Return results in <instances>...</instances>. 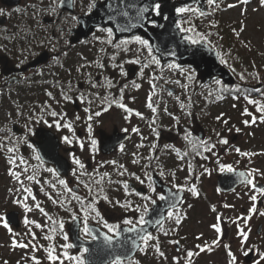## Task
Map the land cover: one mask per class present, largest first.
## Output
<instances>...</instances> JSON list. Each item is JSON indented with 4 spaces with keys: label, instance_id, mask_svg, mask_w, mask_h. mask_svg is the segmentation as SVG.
<instances>
[{
    "label": "rangeland",
    "instance_id": "rangeland-1",
    "mask_svg": "<svg viewBox=\"0 0 264 264\" xmlns=\"http://www.w3.org/2000/svg\"><path fill=\"white\" fill-rule=\"evenodd\" d=\"M50 3L51 1L42 2V4H46L48 7ZM227 3L228 5L237 4V0H227ZM86 7H88V5ZM217 10H214L208 5V16L190 17L192 24L195 25L198 32L210 34L215 32V29L211 26V19L212 16H216ZM220 14L225 26L227 25L232 27L233 30L239 32L238 40L245 45L246 49H244V51L247 50L245 51L246 53L251 51L250 53H252L256 62H264V5H261L260 0H250L247 5H238L233 8L227 7V9L221 11ZM184 26L187 27L188 25ZM240 29H243V31H240ZM97 37H99V39H97ZM208 37L210 39L211 35ZM106 39L107 34L98 31L91 39V42L102 43V41ZM131 47L134 48L136 45H132ZM106 48H109L108 58L110 59L112 55L116 54V49H114L111 45ZM82 49L83 47H78L76 51L84 52ZM145 55H147L146 52ZM133 56V52H120L118 54V59L121 60L122 65H127L129 67L133 63H125V61L130 60ZM230 58L232 59L233 57ZM253 66L256 69L260 68L255 65ZM257 71L260 78H263L264 71L262 69H258ZM160 74V68L157 66L145 69H141V67H139L138 70H136L134 77L128 78L129 97L125 96V103L127 106H130L141 113L143 118L136 115H124L119 110H113L112 113H108L106 119H104L105 115H103L100 121L97 120V117H94L90 122L92 123L94 129L101 125L104 130L110 132L113 128L108 127L109 121L114 123L117 127L128 126L138 128L140 130L139 133H135V139L128 142L126 145L129 149L124 157L126 159H130L132 157L137 158L140 153L145 154V151L148 152L150 147L153 145L154 140H157L158 138L156 132L161 130L160 128H157V126L164 127L166 129L164 131V135L168 134V137L171 140L169 145L172 147L166 148V150L163 148V156L156 160V163L162 160L161 163L164 165L156 166L160 169H170L172 167L171 165H179H176L177 160L175 157L177 155H175L176 151L174 149H182L186 147L184 142L174 137V134L180 133V126L186 124V112H191L195 103L208 98L209 92L217 89L218 85L214 82L211 85H206V87L198 88L195 83V79L193 82H189L183 76H180L177 70L169 71L166 67L163 71L164 79L159 78ZM154 76L156 79L153 81ZM165 80L169 82L165 83ZM176 80H180L181 83L176 84ZM150 81L156 84V88L154 90L155 94H153ZM133 82L139 84L140 87L138 89L135 88L133 86ZM58 84L59 83L47 84L38 80L36 83L28 86V93H0V136L9 144V147L15 146L18 148V151L15 153H9L8 151L2 154L0 153V216L4 218V215L7 212L11 210L18 211L20 213L19 217L21 226L18 229L12 226L9 227H11L14 232L21 234L17 237L18 242H32L35 243L39 249L35 251L31 247L13 249L11 247V234L3 227L4 219H2L0 220V264H33L32 260L29 259L33 256L37 257L41 261V264H59L60 260H63V263L73 264L74 260L65 258L63 256L64 252H67L70 257L79 256L81 259H84L85 253L83 250L76 251L73 250V248L64 249L61 247L63 244L71 243L69 228L74 220L71 216L63 212V208L53 204L48 199V196L45 195V193H48L55 198V195H53L52 192L55 193L56 191L51 187V184L54 183L52 182L53 176L50 175L51 173L45 172V168H43L41 163L35 159L36 154L31 148L27 147L23 143H16L17 139L21 137H17L12 131V126L14 124H18L24 129H26L25 126L27 125L32 129L31 134L27 133V137H31L33 135L34 129L38 127V123L34 117L39 116L42 110L45 109L44 106L34 107L37 102L34 92L36 89L45 90L48 86H55L58 89L60 88ZM183 84H187L188 87H181ZM164 85L174 88L176 90L175 93L171 92L172 95H169V92L164 90ZM211 86L213 87L211 88ZM70 91H72V89ZM67 96L70 97V93ZM98 101L100 102L99 99ZM150 101L153 103V107L157 109L156 113H153L147 106ZM181 104L184 105L183 108L181 107ZM98 106L103 107L101 104ZM67 108L68 113L72 116V121L74 122L72 125L76 124V130H80L82 133H85V129L84 126L81 125V121L86 120L88 113H86L83 109L80 112H76L72 105L67 106ZM165 108L168 112L167 115ZM245 109H247L252 116L257 117L254 124L250 123L249 125H245L243 123L244 120H252V116L243 114ZM221 112H224L225 116L229 117V123H231V127L226 133L228 144L223 145L219 149L218 154H212L209 159L204 162L205 164L191 161V163L188 162L187 165H181L178 168V175L186 176L187 172H189L188 165L191 164L195 170L193 178L194 186L198 191V196L195 197L190 192L185 191V201L178 209L181 214V218H184V224L178 229V235L175 236L171 233V227L174 221L167 219L164 229L168 231V235H163L160 230L158 235L155 236L158 237L161 251L165 253L164 257H161L154 250L156 241H152L147 249L141 250L133 264H229V257L227 255L228 248H226L225 245L230 246V250L237 255L238 264H246L244 261V255L239 252V249L242 247L249 251L253 246H256L258 252H264V229L260 235L257 234L260 224H264V215H259L258 212H250V209L253 206L257 209L258 202L262 196H260L259 193L252 192L250 188H242L228 194H223L216 186L217 176L220 173L218 172L220 165H231L233 169L240 168L247 171H250L251 169H258L261 173H264V135H261L260 133L261 129L264 127H261V124L258 123L261 122L259 119L260 115L256 112L255 106L252 104L238 103L232 107L222 109ZM77 116L80 117L79 120L76 119ZM125 116H128V120H124ZM173 117L176 119H173ZM44 120L48 121L55 127L53 124L54 122L51 119L44 118ZM153 120L156 121L155 124L152 123ZM77 121L79 123H77ZM152 128H155L156 132H153ZM237 129H239V131H237ZM55 130L57 131L56 133L61 136L62 134L64 135L67 133L74 135V131L72 133L70 131L68 132V129L63 127L60 129L55 127ZM171 132H173V134H171ZM234 134L238 135V139L235 142H231V138ZM141 135H144V138L140 139ZM138 145H143V147H138ZM25 146L27 147L26 151L22 149ZM237 148H239L241 152L255 153V155L250 157L242 156L235 151ZM83 149H80V151L74 154V156L79 157L84 164H86L85 158L88 157L90 162L99 166V162L95 160L94 155H91L90 152H87L85 157ZM12 155H16L17 157L22 156L27 161V165H22L20 168H16L14 170L22 173L21 180L24 181V186L31 188L33 195L36 196L35 202H39L41 206L45 208V210L53 218L52 221L47 220L38 210L34 209L30 213H25L19 205L13 203L14 199H23V196L26 194L22 191H16V189L21 188V185L9 175V169L11 166L8 164V158ZM67 156L72 159L73 154ZM115 160H117V158H115ZM164 160H167V162H163ZM112 161L114 160L109 161V163ZM220 161L222 162L220 163ZM146 163V160L138 162L134 167H132V169L140 170L141 173V171L144 170ZM25 166L29 169L27 173H23L22 171ZM103 167L104 166L101 165L95 168L94 171H100ZM204 168H207L209 172L201 175ZM32 174L36 175V179L40 181L39 184L35 183V181H28L26 179L27 175ZM197 177L199 178L197 179ZM261 178L264 182V177L261 176ZM45 181L48 183H45ZM111 181V195L116 197V200L120 201L121 195L129 196L132 200H136L134 195L129 190L126 191L121 188V185L126 180L120 181L121 183H114L117 179L116 177H113L111 178ZM186 184L187 186H190L188 182L182 186ZM41 188L44 189L43 192L41 191ZM10 189L12 191H9ZM251 195H257V200L255 202L250 200ZM58 199L62 198L58 197ZM35 202L29 199V206L34 207ZM226 204L230 207H224ZM104 206L106 208L110 207L106 203H104ZM213 206L216 209L215 211L211 210ZM107 210L108 215L116 214V217L120 219L121 217L119 215L123 216V212H126L122 208L119 209L118 206ZM262 212H264V210ZM26 216L29 219L39 222L43 226V230L31 226L32 230L36 233L37 239L35 241H31L30 236L24 235L27 228L23 224V219ZM246 217H251L247 220V223L244 222V218ZM59 221L64 222L63 232H61L59 227L57 228L58 223L56 222ZM214 224H218L220 226V233H217L215 229L211 227ZM241 228L245 231H249L250 229L249 238L246 242H244V244L241 243L242 238L239 235V229ZM52 229L56 230L52 231ZM45 235H51L53 239H43L42 237ZM64 235L68 236V240L63 239ZM214 240L219 241V243L213 244L212 242ZM171 241H179L182 244L180 251L175 250L174 243H171ZM197 245L204 247L205 250L200 251V249L197 248ZM49 247L55 249L54 254L59 257L57 261H49L47 259L46 249ZM188 251H192L194 253L190 259L187 257ZM258 261L259 256L256 257L253 264H257ZM260 264H264V262H260Z\"/></svg>",
    "mask_w": 264,
    "mask_h": 264
},
{
    "label": "snow or ice",
    "instance_id": "snow-or-ice-1",
    "mask_svg": "<svg viewBox=\"0 0 264 264\" xmlns=\"http://www.w3.org/2000/svg\"><path fill=\"white\" fill-rule=\"evenodd\" d=\"M76 0H51V3L49 5L48 11L50 14L55 15L58 11L59 8L62 7H74ZM250 2V0H237V4H229L227 7L228 8H233L236 7L238 5H247ZM97 3H99V0H90V3L88 5V13H91L93 10H95ZM261 5H264V0H260ZM123 5V7H120V5ZM207 4L212 7L214 10L219 9L221 7L220 3L218 2V0H207ZM107 8L110 11V14L108 16L109 20H116L118 18V23H117V30L120 32H128L131 31L132 29H136L139 27H144L145 22L151 23V25L153 27H163V25H158L157 22L154 19H150L151 16H161L163 19H167L166 16L162 15V5L160 2H158V0H141V3L137 4L135 3V0H119L118 4H107ZM17 11H19V9H17ZM175 12L177 14V16L180 17V21L179 23L175 24V28L176 30L182 34L181 36V41L187 43L188 45H201L202 42H210L208 41V36L211 35L210 33H201L198 32L196 30L195 25L192 24V21L190 19L191 16H200L203 17L206 15V13L200 9L199 7H193V6H181V7H176L175 8ZM4 10L0 9V15H3ZM187 14V15H186ZM74 22H76L78 20L77 17L73 16L71 18ZM184 25H188L187 27H185ZM211 26L215 27V24H212ZM60 31L62 32L63 29H60ZM99 32L101 33H106L107 34V39L102 41V43L111 45L114 49H116V54L112 55L110 57L111 61H116L117 60V56L120 52H133L134 56L130 59L125 61V63H133V64H140L141 65V69H145V68H149L152 66H157L160 68V79H164L163 77V71L164 68L166 67L169 71L172 70H177L180 76H183L186 80H188L189 82H193L195 79V73L193 72V70L191 68H185L183 66H181L180 64L177 63H170L167 64L166 66L161 65V60L157 57L156 53L160 52V48L159 46L154 47L152 45V43L150 42V40L142 38L139 35H134L133 37H131L130 39H125V40H121L119 43H116L113 40V29L108 27V28H100L98 29ZM240 31H243V29H240ZM235 34L238 36L239 32H236V30H234ZM97 39H99V37H97ZM132 45H136V47H131ZM247 46V45H246ZM54 50V49H53ZM101 51H103V48L101 49ZM145 52L147 53V55H145ZM169 55L171 56H175L176 53L175 51L169 50ZM58 60V58H55ZM221 63H226V61L221 60ZM99 67L103 68L104 65L102 63L98 64ZM114 67H117L120 69L121 75L122 76H126V73L124 72L123 69V65L122 64H115ZM242 80L244 79V75L241 74L240 77ZM156 79V77H153V81ZM169 81L165 80V83H168ZM89 83L91 84L92 87H97L96 84L91 83V81H89ZM176 84H180V80H176L175 81ZM151 87L153 89V94H155V88H156V84L152 81H150ZM216 85H221V81L216 80L215 81ZM115 85L111 82L108 81V87H114ZM133 86L135 88H139L140 85L136 84L135 82H133ZM127 85H125L124 87H122L120 89V97L117 100L116 98H112L111 100L109 99V96H105V97H99L97 95V99L100 100L101 105H105L107 104V106H103L102 107V111L103 112H107L109 110V108L112 106V104H116V106H118L119 108L123 109L126 113H133L134 110L127 107L124 103H122L121 101L124 98V88H126ZM181 87L183 88H187L188 85L187 84H183L181 85ZM228 89L224 86L221 85L220 88L217 89V92H224L227 91ZM237 91H239V89H237ZM49 96H51V93H48ZM169 95H172L171 92H169ZM209 95H212L211 92H209ZM63 98L65 100H69L70 98L66 95L63 96ZM223 97L220 95H217V99H222ZM247 100L248 104H252L255 106L256 112L260 113L261 115L259 116V119L261 122H264V103H261L260 101L256 100V99H252L249 97H245ZM81 100H83V96L80 97ZM93 101L89 100L88 103L91 104ZM153 113L157 112V109L155 107H153V103L150 101L147 105ZM181 107L183 108L184 105L181 104ZM84 111L86 113L90 112L89 108H85ZM102 111H95L94 113H91L87 116V120L88 121H92L94 117H99L102 114ZM43 112V110H42ZM165 112H167V109L165 108ZM244 115H248V116H252V114L245 109L244 110ZM47 115L51 116L52 118H57V117H62V114L56 112V111H50L47 112ZM136 116H140L142 117V114L139 113L138 111L135 112ZM77 120L80 119L79 116L76 117ZM125 119H128V116H125ZM173 119H176L175 117H173ZM217 120H220L221 117H217ZM257 120V117L252 116V120H244L243 123L245 125H249L250 123H255ZM37 123L39 122H43L45 124L48 123V121L44 120L43 118V114L41 116H39L36 120ZM155 120L152 121L153 124H155ZM225 124L228 123L227 120L223 121ZM51 126V125H49ZM27 129V132L29 134H31L32 129L29 126H25ZM55 127L57 129H60L61 127L68 129V131L72 132L74 131L72 124L71 123H64L61 124L59 121L55 122ZM88 131H89V135L91 136L92 133V126L91 124L88 125ZM132 132L134 133H139V129L138 128H132L131 129ZM153 132H156L155 128H152ZM237 131H239V129H237ZM217 136H219V133H217ZM7 139V138H5ZM185 139H189V134L185 133ZM63 141L66 144L71 145L73 143V140L69 138V136H64L63 137ZM16 143H23L25 145H27L29 148H31L33 150V152H35V149L33 148V146L28 142L27 137H22V138H18ZM91 143V147L94 150L96 148V140L94 138H92L90 140ZM195 143V142H192ZM218 143L220 144H228V140L225 138H220L218 140ZM201 146L203 147V150L205 152H212L213 149L216 147L215 144H211L209 142H201ZM5 144L3 142H0V148H4ZM80 147L81 149L84 148V143L80 142ZM138 147H143V145H138ZM155 147V146H153ZM166 148H171L172 146L170 145H166ZM124 149V145H121V150ZM176 151V154L178 157H180L181 159L183 158L180 154V151L178 149H174ZM7 151L9 153H15L18 151V148H16L15 146L13 147H8ZM235 151L237 153H239L242 156L245 157H250L252 155H255V153H249V152H241V150L239 148L235 149ZM197 155H199L200 153L197 152ZM135 155V154H133ZM184 155H187V153H185ZM35 159L37 161H40L41 164H43V161L41 160V157L39 156V154L35 155ZM204 159H207V157H204ZM73 160V164L77 166V169L73 171L72 175L76 176L77 175V171L79 170H85V164L81 161V159L75 157L73 155L72 157ZM133 163H138L139 161L137 159H134L132 161ZM112 164H115V161L110 162ZM8 164L11 166L9 169V175L18 183L21 185V188L16 189L17 192H23L26 195L23 196V199H14L13 203L19 205L22 210L25 213H30L32 212L34 209L38 210L47 220L52 221L53 218L49 215V213L45 210L44 207L41 206V204L39 202H35L36 201V196L33 195L31 188L24 186V181L21 180V175L22 173L20 171H16L14 169L16 168H20L22 165H27V161L22 157H17L16 155H12L8 158ZM120 169H123V171H120L118 174L120 176H123L125 174V172L127 171V169L124 168V165H119ZM47 172L51 173L52 175L56 176L57 175V170L54 168H47L45 169ZM23 173H27L29 171L28 167H23ZM188 171L191 174L193 172V169L191 167V164H189L188 166ZM220 171L221 172H228V173H233L234 169L231 165H220ZM209 172V170L207 168L203 169V172L201 173V175H203L204 173ZM161 176H164V171L161 170L159 173ZM80 175H89L90 179H91V174H88L86 172V170L84 172H80ZM130 176H133L135 178L136 181H138L140 184H145V180L141 179V177L139 175H136L135 173H130ZM172 175V179L175 180L176 179V174L173 172L171 173ZM104 177L108 176V173H104L103 174ZM145 176L148 180L147 183V188L149 190V193H156L158 199L160 201H168V200H172L173 202L170 203L169 205V210L167 212V217L166 219L168 220H173L175 225H180L182 220H181V214L178 210V203L175 202V196L176 193L172 192L171 190H169L168 195H163L160 193L156 192V188L154 186V184L151 182L152 178L151 176L146 172ZM238 176L243 178L241 180V183L244 184L245 186H251V189L254 190L256 193H259L260 196H264V186L258 187L256 183H254V177L255 176H262L264 177V173H261L260 170L258 169H251L248 172H244L241 171L238 173ZM199 177H197L198 179ZM26 179L28 181H35V183L39 184L40 181L38 179H36V175L32 174V175H27ZM187 180V178H186ZM103 181V177H101V180H92V183L95 184H100ZM79 183H83L84 187L86 189H88L89 193H92V188L90 187L89 183H84L83 181H78ZM112 182V181H109ZM45 183H48L47 181H45ZM57 183L62 187L63 189V193L58 192L57 195L58 196H63L64 193L69 194L68 196H64L63 199H55L53 198L52 195L45 193V195L48 196V199L53 203L58 205L59 207L63 208L66 212H68L71 216V218L73 220H75L77 218V212L73 209V207L71 206L73 204V201L76 202V204L79 205V212L83 213V220H84V225H83V232L87 235H91V229L88 226V220H89V216L90 214L94 213V215L92 216L93 219H97L98 222H102L103 223V227L107 229L108 233L114 234L116 236H119L120 234V225H114V224H110L108 223L106 220H104L103 216L101 215V213L94 207V203L97 201L98 196H91V200L89 201L88 198H82L80 195H78L75 190L71 187L68 186V182L65 179H58ZM57 183H53L51 184V187L53 189L56 188ZM114 183H121L120 181H115ZM122 187L124 190H128L129 185L128 183L125 181L122 184ZM172 188L177 189V191H188L190 192L194 197L198 196V191L196 189V187L193 186H181V185H177L175 183H173ZM9 191H12L11 189ZM41 191L43 192L44 189L41 188ZM100 192H103V189H100ZM135 195L140 197V199L142 201H145L146 203H138L135 206H133L131 201H125V202H121L119 200L116 201H111L108 200V197L105 195L103 198L108 201V203L112 204V206L115 207H120L126 211H135V212H139V219L138 221L134 222L133 219L131 218H125L123 219L122 223L123 225H125V229L124 231L128 232V233H136L137 237L139 238V241L141 242V244L143 245V248H141V250H145L150 246V242L152 241H156L155 245H154V250L161 256L164 257L165 253L163 251H161L159 242H158V237H154L151 234H144V230L143 229H139L137 225H144L145 223H147V221L145 220V217L148 215L149 212V204H155L156 200L152 198L151 195H141V193L139 192H135ZM29 199H31L34 203V207H30L29 206ZM250 200L255 202L257 200V195H251L250 196ZM88 201V202H86ZM183 201L181 200L179 203H182ZM224 207H230L229 205H224ZM212 211H215V207L213 206ZM257 209L255 206H253L250 209V212L252 213H257ZM259 215H264V212H259ZM251 217H246L244 218V222L247 223V220L250 219ZM3 217L0 216V220H2ZM239 219V218H237ZM58 223V227L61 230V232H63L64 229V222L63 221H59L56 222ZM164 223H165V218H161V219H157L155 221V224L159 227V229L162 231L163 235L167 236L168 235V231L164 229ZM23 224L26 226L27 231L24 235H28L31 237V241H35L37 239L36 237V233L32 230L31 226H34L37 229H41L43 230V226L32 219L27 218V216L23 219ZM3 227L8 231V233L11 234V247L13 249L15 248H29L31 247L34 251L35 250H39L36 246L35 243L32 242H18L17 237L20 236V233H16L13 231V229L11 227H9V223L7 221L3 222ZM211 227H213L215 229V231L217 233L221 232V228L218 224H214ZM56 229H52V231H55ZM250 231V229H249ZM249 231H245L243 228L239 229V235L241 236V243L244 244V242H246L249 238ZM43 239L46 240H52L53 237L51 235H45L44 237H42ZM64 240H68V236L64 235L63 236ZM91 239L96 240L97 237L96 236H91ZM103 243L105 248L111 250V247L113 245V236L112 235H104L103 236ZM135 247H139L140 245H136L135 241L133 242ZM171 243L174 244H178L179 241H171ZM213 244H217L219 243V241H213ZM42 247V246H41ZM64 249H70L73 247V245L71 243H66L63 244L61 246ZM226 248H228V252L227 255L229 257V264H238V257L236 254H234L231 250H230V246L225 245ZM197 248L200 249V251H204V247H201L200 245H197ZM251 250H255L254 246ZM47 251V259L49 261H57L59 259V257L57 255L54 254L55 249L52 247H49L46 249ZM89 251L88 248H83V252L87 253ZM239 252L244 255L247 256L248 255V250L244 249L243 247L241 249H239ZM194 255V253L192 251H188L187 252V257L190 259L192 256ZM63 256L67 259L70 260H74L76 262V264H85L84 260L81 259V257L79 256H75V257H70L68 256L67 252L63 253ZM258 256H259V261L258 264H260V262H264V252H258ZM29 259L32 260L33 264H41V261L33 256L30 257ZM59 264H63V260L59 261ZM108 264H123V259L120 256H116L114 260L109 261Z\"/></svg>",
    "mask_w": 264,
    "mask_h": 264
},
{
    "label": "flooded vegetation",
    "instance_id": "flooded-vegetation-1",
    "mask_svg": "<svg viewBox=\"0 0 264 264\" xmlns=\"http://www.w3.org/2000/svg\"><path fill=\"white\" fill-rule=\"evenodd\" d=\"M102 1V0H99ZM33 2V3H32ZM36 0H21L20 6L15 7H8L6 5H3L0 3V9L4 10L3 15H0V20L2 18H5V23L3 25H0V93L6 92V93H14V94H23L28 93L29 88L28 86L30 84L36 83V81L40 80L41 82H45L47 84H57V83H64L65 84V94L70 93V97L75 96L76 90L74 88V84L79 80V86L82 84V90L79 91V96H83V100H81V103L86 106V102L90 100L89 96L91 95V92L95 91L94 88H91L89 86L90 78L94 73H96V69L98 71V74L96 75L95 79L97 81L101 82V85L97 88L99 93L106 94L110 98H116L117 100L120 97V89L128 84V78H130L129 71L130 67L127 65L123 66L124 72L126 73V76H122L120 69L118 70H111V66H109V60L107 59V46L108 44L105 43H96L91 42L92 36L89 37L87 40L81 41L78 44L70 45V37H71V31L77 27V24L74 22L71 18L73 16L77 17L82 14L88 13V7L90 0H76L74 5V12L70 13L68 10H64L62 8H59L57 13L55 15H52L48 11V6L46 4H42V2H39V6L36 7H30L31 3L32 6ZM49 2V1H48ZM86 2V3H85ZM87 4V5H86ZM193 7H197L194 5ZM19 9V11H17ZM45 17L51 18L53 21L50 23L44 22ZM63 23V24H62ZM60 29H63L61 32ZM29 40H36V46H29ZM67 42L69 43L68 45ZM78 47H83L82 50L84 52L76 51ZM103 48V51L101 49ZM54 49V50H53ZM48 53V61L45 63L40 64L37 67H30V64L39 57V55L43 52ZM93 52L96 53V55L102 56L98 60V64L102 63L104 65L103 68L97 67L95 70H93L90 65L92 63V55ZM106 56V57H105ZM55 58H58L55 59ZM78 65H81V67H76ZM78 74V77L76 76ZM108 76V77H107ZM118 80V86L117 87H108V81H111L114 85L115 80ZM68 83V84H67ZM58 84V85H59ZM124 84V85H123ZM72 89V91H70ZM57 90L55 86H48V92H52ZM38 93V92H37ZM125 96L129 97V90L128 87L124 88V98ZM111 98V99H112ZM96 105H99L101 103L95 102ZM81 104V105H82ZM72 105V104H71ZM66 106H70V102H67ZM105 106V105H103ZM116 110V107H110L109 111L103 112L101 116L97 117V120L100 121L102 116H104V119L108 116V113H112V111ZM126 115V114H124ZM103 119V120H104ZM92 123L86 122L83 123L85 126V137L83 136L82 142L84 143L85 147L83 151L86 153L90 152L91 155H94L95 160L99 162V166H104L102 170L94 171L95 168L99 167L97 164H94L93 162H90L88 157L85 158V170L88 174H91V179L89 175H80V172H84L85 170H79L77 172L76 176L72 175L71 181L73 179H86L89 181L100 179L104 173H108V169L112 168L111 174L114 176H117L118 181H124L126 180L127 183L130 181L127 180V178H134L133 176H130V173H135L136 175L140 176V172L138 170H133L132 167H129L128 171L125 172L123 176H120L118 173L120 171H123L119 168V166L112 167V164L109 163V161L114 160L117 155V150L121 146H117L115 149V153L112 155H105L100 150V137L101 132L103 131L106 136H120V133H129L131 135V140L135 139V133L131 131L132 127L128 126H116L114 123L109 121L108 127L113 128V130L107 131L104 130L101 125L96 127L95 129L92 126V133L91 136L89 135L88 131V125ZM69 136L70 139L73 140V143L71 145L66 144L63 141L64 136ZM62 136V139L60 138L62 142V151L64 152L66 149H75V151H70L69 153H66V155L76 154L80 151L81 147L78 145L79 141L78 139L74 138L71 134H64ZM82 134L78 137L80 138ZM60 137V136H59ZM94 138L97 142L96 148L93 150L91 147L90 140ZM81 139V138H80ZM27 140L29 141V137H27ZM126 144V143H124ZM122 144V145H124ZM169 144V139L167 135H164L161 133L160 138L157 140V144H153L155 147H150V151H153V156L155 158H161L163 156L162 151L165 148L166 145ZM156 145H159V149L156 148ZM146 149V147H145ZM93 157V158H94ZM141 159L146 160L147 163H150L151 160H148L147 157V151L140 154ZM137 159V158H136ZM94 161V162H97ZM125 162V161H124ZM73 170H75V166L73 163ZM119 165H124V163H120ZM115 168H118V170H114ZM164 171V176H161L159 173L160 171ZM157 172H155L159 177L169 186L171 184L169 183V174L167 169H161ZM133 171V172H132ZM116 174H115V173ZM145 175V173H144ZM146 178V176H145ZM152 178V177H151ZM258 178V176L254 177ZM67 182L70 183V180L67 179ZM136 183V182H135ZM148 180L145 179V184H140L137 182L139 186H143L146 188V193H141V195H151L153 199L156 201H159L156 193H149V190L147 188ZM152 183L154 184L153 180ZM254 183H261L260 181H257ZM155 186V184H154ZM156 188V187H155ZM129 191H132L133 193L137 192L135 189H130ZM156 192L163 194L161 190H158L156 188ZM78 194V193H77ZM136 200H132L129 196H120V201L123 203L125 201H131L133 206H135L138 203H146L145 201L140 200V197L133 194ZM138 200V201H137ZM153 204H149V207H152ZM108 208H104V205L99 208V212L103 216L104 220H108L112 223H120L125 218H131L134 222L138 221L139 219V212L135 211H126L123 216L119 215L121 217H116L117 215H108ZM120 209V207H119ZM150 209V208H149ZM94 213L92 214V216ZM98 221L97 219H94ZM85 239L90 240L91 237H86Z\"/></svg>",
    "mask_w": 264,
    "mask_h": 264
},
{
    "label": "water",
    "instance_id": "water-1",
    "mask_svg": "<svg viewBox=\"0 0 264 264\" xmlns=\"http://www.w3.org/2000/svg\"><path fill=\"white\" fill-rule=\"evenodd\" d=\"M2 4L8 7L19 6L21 0H0ZM162 5V15L166 16L167 19H163L161 16H151L150 19H154L158 25H163V27H153L151 23L145 22L144 27H139L132 29L128 32H120L117 30L118 18L116 20H109L108 16L110 14L107 4L111 3L113 5L118 4L119 0H103L97 3L95 10L89 14H84L78 17V26L71 31V44H77L82 40L88 39L97 28H112L113 35L117 40L131 38L134 35H139L142 38L150 40L154 47L159 46L160 52L156 53L157 57L161 60L163 65H167L172 62H176L183 67H191L195 72L199 74L202 82L210 84L215 78H221L226 86H233L236 83L235 77L221 64L219 60L218 51L211 48L206 42H202L201 45H188L181 41L182 34L179 33L175 24L178 23L180 17L177 16L175 12L176 7L181 6H192L197 4L200 9L204 12L207 11L206 2L207 0H158ZM135 3H141V0H135ZM120 7H123L121 4ZM64 10H68L70 13L74 12V7H62ZM44 22L50 23L52 19L45 18ZM5 23V18L0 20V24ZM169 50L175 51L176 55L173 57L169 55ZM48 60V53H42L38 59L32 62L31 66L35 67ZM136 67L130 69V73H134ZM175 91V90H173ZM74 108L80 110V105L78 100L74 101ZM18 127L14 126V130ZM21 133L22 130H17ZM128 134H121L120 136H106V134L101 132L100 146L103 154H112L116 147L121 143L129 139ZM235 135L232 140L237 139ZM30 141L35 145L41 160L44 163L54 165L57 172L60 175L68 176L72 168L71 163L68 158L61 153L62 144L59 137L52 132L50 129L45 127H39L34 132V137ZM69 150H65L68 152ZM244 171L241 169L234 170L233 173L223 172L218 176L217 187L223 193H229L237 188L244 186L241 183L243 178L238 176V173ZM246 172V171H244ZM154 181L158 189L164 191V195H168L169 190L176 193L175 202L178 203V207L181 205L179 203L184 200V191H175L169 186H167L158 177H154ZM135 188V185H131ZM258 187L264 186V184H257ZM77 190V189H76ZM138 192H145L143 188H137ZM172 200L159 201L156 202L151 210L148 212L145 220L147 223L144 225H137L138 230L143 229L144 234H152L159 229L155 224L157 219L165 218L169 210V205ZM264 197L260 201L258 211L263 209ZM4 220L9 223V225L16 228L20 227L19 212L11 211L4 216ZM126 227V226H125ZM125 227L120 228L119 236H113V245L111 250L105 248L103 243V236L110 235L98 226L91 225V235L96 236V240L85 241L79 236L80 221L76 219L75 223L70 228V233L72 236V245L75 250H81L82 248H88L89 251L85 255V264H108L109 261L115 259L116 256H120L123 262L133 259L137 252L140 250L142 244L139 241L136 233H128L124 231ZM262 232V225L258 228L257 233ZM139 247L134 246V242ZM176 250L181 248V244H175ZM250 250L248 255L245 256V261L247 263H252L257 255V249Z\"/></svg>",
    "mask_w": 264,
    "mask_h": 264
},
{
    "label": "trees",
    "instance_id": "trees-1",
    "mask_svg": "<svg viewBox=\"0 0 264 264\" xmlns=\"http://www.w3.org/2000/svg\"><path fill=\"white\" fill-rule=\"evenodd\" d=\"M43 1L48 2L51 0H36L34 5L32 6V4H31L30 7H36L37 8V6H39V2L41 3ZM219 3L221 5V7L218 9L216 16L215 17L212 16V19H211L212 24L216 25L215 27H213L215 29V32L213 34H211L210 39L208 37V41H210V42H207V43L210 46L216 47L218 49L220 59L226 61V63H223V64H225L228 68H230V70L234 73V75L237 79V84L233 87H226L221 83L222 86H224L228 89L227 91H224V92H217V89L221 87V85H218V88L211 92L212 95H209L208 98H206L203 101H199V102L195 103L191 112H186V114H185L186 115V122H185L186 124H184L183 126L182 125L180 126V128H181L180 132H181L184 139H185V133L189 134V139H185L188 143L189 154H191L195 159L198 157L199 159L205 160V161H207L212 154H214V153L218 154L219 153V149L224 144L218 143V140L220 138L227 139L226 133L228 132L229 128L231 127V123H229L230 119H229V117L225 116L224 112H221L222 109H225L227 107H232L233 105L238 104V103L248 104L247 100L245 98L246 96L249 98H252V99H256V100L260 101L261 103H264V76H263V78H260L259 73L257 71L258 69H262L264 71V62H262V63L256 62V59L253 57L252 53H250L251 51H249L248 53L245 52L247 50L244 51V49H246L245 45L242 44L240 42V40H238V36L235 34L232 27H229L227 25L225 26V23L221 17V14H220L221 11H224L227 9V6H228L227 0H220ZM36 42H37L36 40H29V44H30L29 46L30 47L31 46L32 47L33 46L38 47ZM68 44L69 43L67 42L66 45H68ZM230 57H233V58L231 59ZM92 58H93V60H92L90 67L93 70H95V68L98 65V60L100 58H102V56L94 54L92 56ZM107 59L109 60V64H110L109 66H111L114 63V61H111L108 57H107ZM253 65L260 67V68L256 69ZM76 67H78V69H79V67H81V65H78ZM110 68H111V70H113L112 66ZM97 73H98V71L96 69V73H94L92 75V77L90 78L91 83L96 84L97 87H92L91 84H89V86H91V88H94L95 90H97V88L101 85V82L96 81V79H95ZM241 74L244 75L243 80L240 78ZM76 76L78 77V74ZM78 83H79V80L77 79L74 86L78 87ZM195 83L198 86V88L206 87L205 85L201 84L196 73H195ZM118 85L119 84H117V86ZM213 86H211V88ZM115 87H116V84H115ZM237 89H239V91H237ZM64 92H65V86H63V85H60V90L57 89L53 92H50L52 94L51 96H49L45 90L39 91L38 96L39 97L44 96V98H45L44 101L41 103L42 106L45 107V109L43 112L40 113L39 116H41L43 114V118L51 119L54 122L53 123L54 125H55L56 121H59L61 124L70 123V121L73 122L71 115L68 112H65V110L63 108V100H64L63 96L64 95L67 96V94H65ZM217 95H220L223 98L217 99ZM111 98H112V96H111ZM121 102L124 103L125 99L123 98V100ZM35 106H38V105L36 104ZM50 111H56V112L62 114L63 118L62 119H61V117L52 118L51 116L47 115V112H50ZM258 114L261 115L260 113H258ZM39 116L34 117L35 120H37V118ZM218 116L221 117L220 120L216 119ZM224 120H227L228 123L225 124L223 122ZM41 125L47 126L49 128H52V130H55V127L49 122H48V124L39 122L38 126H41ZM49 125H51V126H49ZM72 127L74 130L76 129V126H72ZM198 130H201L205 133V139L204 140L200 139L198 137V135H196ZM217 133H219V136H217ZM260 133H261V135H264V128L261 129ZM0 142H3L5 144L4 148H0V153H3L7 150V148L9 147V144L1 136H0ZM192 142H195V143H192ZM201 142H209L211 144H215L216 147L213 149L212 152H205L203 150V147L201 146ZM197 152H199L200 154L197 155L196 154ZM181 156L183 157L182 159L180 157H175V159L178 162V163L176 162V165L177 164H179V165L178 166L171 165L172 167L168 171V174H169L168 180L170 181V183L172 185H173V183H175V184L177 183L176 179H177L178 167L181 166L182 164H184L187 160V158H185L184 154H181ZM204 157H207V159H204ZM133 159H135V158L132 157L131 161H129V162H127V161L124 162V160H121L120 162L115 163L113 168L116 166H119L120 163H124L125 169H127V171H128L129 167L134 166L136 164V163L132 162ZM148 159L151 160V162L148 163V166L151 167L155 163L156 159L153 156V154H149ZM167 160H165L163 162H167ZM158 164H159V162H158ZM43 166L45 169L53 168L50 165H43ZM114 170H118V168H115ZM45 172L47 173V171H45ZM173 172L176 174L175 180L172 179L171 173H173ZM56 176H54V177L56 178ZM58 178H61V177L58 176ZM111 178H112L111 175H108L106 178L103 177V181L98 185L95 183H92L89 180L80 179L79 181H83L84 183H89L90 187L92 188V193L90 194L88 189H86L84 187L83 183L77 182L81 186V189L85 192V197H82V198H88V200L90 201L91 196H98L97 201L94 203V207L96 209H98L97 203L99 202V199H102L105 195H108V198L111 197L112 188H111V182H109V181H111ZM179 178H181V177H179ZM190 178H191V175L188 174L187 180L190 181ZM61 179H64V178H61ZM98 180H101V178L97 179V181ZM257 180H260V178L258 177ZM54 181L56 183L55 179H54ZM181 181L182 180H179V183H181ZM52 182H53V179H52ZM101 188L103 189V192H100ZM59 190H60V193H63L62 187L57 183V186L55 188L56 192L55 193L53 192L55 195V198H56V194ZM64 196H68L67 193H64L62 198H64ZM86 202H88V201H86ZM71 206L77 212L78 216L83 217V213L79 212V205L76 204L75 201H73V204ZM64 213L67 215H70L65 210H64ZM89 218H90V216H89ZM181 220H182V222L180 225H175L174 222L172 224L171 233H173L175 236L178 235V233H179L178 229L184 224V218L183 219L181 218ZM57 228H58V226H57ZM157 235L158 234L156 233L155 236H157ZM1 261H3V260H1ZM133 262L134 261H130V262H127L124 264H132Z\"/></svg>",
    "mask_w": 264,
    "mask_h": 264
}]
</instances>
